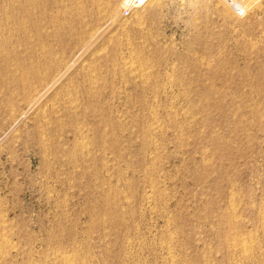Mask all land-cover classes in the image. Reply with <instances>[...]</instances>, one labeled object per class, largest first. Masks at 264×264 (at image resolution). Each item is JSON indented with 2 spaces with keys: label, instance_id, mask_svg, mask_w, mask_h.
<instances>
[{
  "label": "rangeland",
  "instance_id": "1",
  "mask_svg": "<svg viewBox=\"0 0 264 264\" xmlns=\"http://www.w3.org/2000/svg\"><path fill=\"white\" fill-rule=\"evenodd\" d=\"M32 1L0 0V264H264V0Z\"/></svg>",
  "mask_w": 264,
  "mask_h": 264
},
{
  "label": "bare ground",
  "instance_id": "2",
  "mask_svg": "<svg viewBox=\"0 0 264 264\" xmlns=\"http://www.w3.org/2000/svg\"><path fill=\"white\" fill-rule=\"evenodd\" d=\"M34 1V0H33ZM32 1V2H33ZM62 1V0H61ZM75 1V0H74ZM97 1V0H96ZM103 1V0H102ZM125 1V0H124ZM149 1H151V0H135V3H138V2H141V4H144V3H149ZM160 1V0H159ZM238 1H240V0H238ZM244 2H241L242 3V5H243V7L245 8V10H247V8H248V5H250V3H253L255 0H243ZM59 3H60V1H58ZM65 2V1H64ZM67 2V1H66ZM77 2V1H76ZM75 2V3H76ZM104 2H106V0L104 1ZM155 3V2H154ZM161 3V2H160ZM14 4V3H13ZM17 4V3H16ZM38 4V3H37ZM56 4V3H55ZM104 4V3H103ZM123 4V3H122ZM150 4H152V3H150ZM149 4V5H150ZM69 5H70V2H69ZM99 5H102V3H100ZM126 5V4H125ZM138 5V4H137ZM145 5V4H144ZM143 5V6H144ZM149 5H147L148 7H149ZM78 6V5H77ZM121 6V5H120ZM136 6V5H135ZM97 7V6H96ZM129 7V6H128ZM15 8V7H14ZM104 8V7H103ZM106 8V7H105ZM117 8H119V7H117ZM95 9H97V8H95ZM225 9H226V7H225ZM227 9H230L229 7H227ZM102 10V9H101ZM67 11V10H66ZM100 11V10H99ZM101 12V11H100ZM22 14V13H21ZM98 14H99V12H98ZM121 14V13H120ZM33 15V14H32ZM62 17V16H61ZM113 17V16H112ZM13 24V23H12ZM26 25V24H25ZM29 28V27H28ZM12 30V29H11ZM28 30V29H27ZM12 32V31H11ZM8 37V36H7ZM3 38V37H2ZM11 38V37H10ZM29 39V38H28ZM116 42H118V41H116ZM42 43V42H41ZM47 45V44H46ZM119 46V45H118ZM17 47V46H16ZM29 47V46H28ZM27 50V49H26ZM43 52V51H42ZM42 58V57H41ZM51 60V59H50ZM58 61V60H57ZM61 62V61H60ZM54 63V62H53ZM115 64V63H114ZM118 64V63H117ZM49 65V64H48ZM52 67V66H51ZM89 74V73H88ZM84 75V74H83ZM86 75V74H85ZM139 76H141V75H139ZM148 76H149V74H148ZM144 77V76H143ZM146 78V77H145ZM148 78V77H147ZM141 82V81H140ZM92 91V90H91ZM60 111V110H59ZM141 125V124H140ZM147 128V127H146ZM41 136V135H40ZM149 139V138H148ZM146 140V139H145ZM150 140V139H149ZM147 141V140H146ZM233 197V196H232ZM230 198V197H229ZM238 199V198H237ZM228 204V203H227ZM240 204V203H239ZM229 205V204H228ZM233 206V205H232ZM234 208V207H233ZM235 210V209H234ZM261 215V214H260ZM232 217V216H231ZM234 217V216H233ZM236 219V218H235ZM234 220V219H233ZM235 221V220H234ZM233 229V228H232ZM233 235V234H232ZM246 236H248V235H246ZM232 237V236H231ZM252 237V236H251ZM232 240V239H231ZM230 240V241H231ZM233 240H234V242H233V245H231L230 243V246H232V247H234V251H235V249H238L239 248V250L240 251H242V252H246V250L250 247L249 246V242H250V240H249V238H244V237H241V238H237L236 237V235L233 237ZM251 243V242H250ZM227 246V245H226ZM229 246V247H230ZM252 248V247H251ZM254 249V248H253ZM236 251H238V250H236ZM245 252H244V254H245ZM252 252V251H251ZM236 254V253H235ZM238 254V253H237ZM243 254V253H242ZM249 254V253H248ZM245 256V255H244ZM73 257V256H72ZM246 260V259H245ZM242 263V262H241ZM234 264H237V262L235 263L234 262Z\"/></svg>",
  "mask_w": 264,
  "mask_h": 264
},
{
  "label": "built area",
  "instance_id": "3",
  "mask_svg": "<svg viewBox=\"0 0 264 264\" xmlns=\"http://www.w3.org/2000/svg\"><path fill=\"white\" fill-rule=\"evenodd\" d=\"M221 3L224 7H229L237 17H243L245 15V8L240 1L221 0Z\"/></svg>",
  "mask_w": 264,
  "mask_h": 264
}]
</instances>
